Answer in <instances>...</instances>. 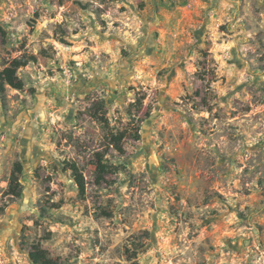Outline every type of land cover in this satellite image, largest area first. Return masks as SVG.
I'll use <instances>...</instances> for the list:
<instances>
[{"label": "rangeland", "instance_id": "374dc122", "mask_svg": "<svg viewBox=\"0 0 264 264\" xmlns=\"http://www.w3.org/2000/svg\"><path fill=\"white\" fill-rule=\"evenodd\" d=\"M0 26V69L34 57L0 98V264H264V0H0ZM97 100L127 133L106 185Z\"/></svg>", "mask_w": 264, "mask_h": 264}, {"label": "trees", "instance_id": "16d2710c", "mask_svg": "<svg viewBox=\"0 0 264 264\" xmlns=\"http://www.w3.org/2000/svg\"><path fill=\"white\" fill-rule=\"evenodd\" d=\"M116 1V0H110ZM6 32L0 26V37L5 38ZM29 60H34V57L26 58L22 56H16L3 62L0 69V98L2 102L5 100V93L7 87L22 90L24 87L23 80L18 76V69L26 66ZM88 114L92 119L98 121L103 131V150H96L92 153V178L95 184H110L113 182L111 175L117 173L121 167L119 165L112 164L105 157L107 148H110L116 155L122 156L125 153L123 143L126 139V129H119L110 126L108 118L105 116V104L103 100L94 101L88 108ZM66 168L71 170V177L75 184L78 186L81 192H84V179L81 170L74 162L65 163ZM23 166L20 161L13 162L8 182L5 190L2 193V205L0 211L11 203L16 202L21 196L23 191V185L21 183ZM28 257L34 264H53L57 262V259H53L48 256L46 252L40 247L39 243H30L28 247Z\"/></svg>", "mask_w": 264, "mask_h": 264}]
</instances>
